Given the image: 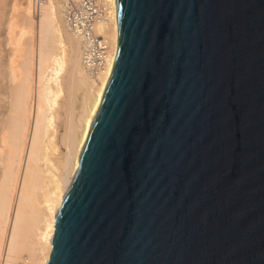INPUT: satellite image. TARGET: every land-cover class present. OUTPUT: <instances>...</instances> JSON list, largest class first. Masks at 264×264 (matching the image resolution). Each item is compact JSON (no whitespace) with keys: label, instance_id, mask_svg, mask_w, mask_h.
Returning a JSON list of instances; mask_svg holds the SVG:
<instances>
[{"label":"water","instance_id":"95a60500","mask_svg":"<svg viewBox=\"0 0 264 264\" xmlns=\"http://www.w3.org/2000/svg\"><path fill=\"white\" fill-rule=\"evenodd\" d=\"M116 3L48 264H264V0Z\"/></svg>","mask_w":264,"mask_h":264},{"label":"bare ground","instance_id":"6f19581e","mask_svg":"<svg viewBox=\"0 0 264 264\" xmlns=\"http://www.w3.org/2000/svg\"><path fill=\"white\" fill-rule=\"evenodd\" d=\"M101 1L104 16L92 23L106 46L99 68L88 52L93 38L71 16L83 0L2 1L0 264L50 259L56 211L79 168L118 50L116 0Z\"/></svg>","mask_w":264,"mask_h":264},{"label":"built area","instance_id":"2783aa9c","mask_svg":"<svg viewBox=\"0 0 264 264\" xmlns=\"http://www.w3.org/2000/svg\"><path fill=\"white\" fill-rule=\"evenodd\" d=\"M98 0H83L82 3H80L75 7L74 12L76 13L75 15H71L74 19L78 18L84 22V28L85 30H88V33L91 35L92 39V44H91V50L88 52L91 53L92 59L91 63L92 66H96L97 68L102 67L103 62H104V52L106 49V46L102 43V37L98 35H93L92 31V23L95 18L104 16L105 13V6L104 4L100 2H97ZM77 14H80V16H77ZM92 33V34H91Z\"/></svg>","mask_w":264,"mask_h":264},{"label":"rangeland","instance_id":"374dc122","mask_svg":"<svg viewBox=\"0 0 264 264\" xmlns=\"http://www.w3.org/2000/svg\"><path fill=\"white\" fill-rule=\"evenodd\" d=\"M2 1L3 0H0V12L3 10ZM61 114H63V111H61ZM57 124L59 126L58 127V140H60L61 134L63 133V126H62L63 125V122H62V118L57 121ZM60 150L62 152H65V148L63 146L60 147Z\"/></svg>","mask_w":264,"mask_h":264}]
</instances>
